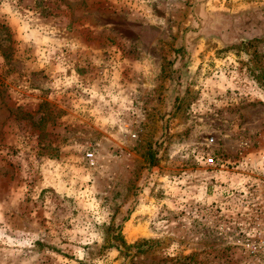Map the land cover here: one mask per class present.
<instances>
[{
    "label": "rangeland",
    "instance_id": "rangeland-1",
    "mask_svg": "<svg viewBox=\"0 0 264 264\" xmlns=\"http://www.w3.org/2000/svg\"><path fill=\"white\" fill-rule=\"evenodd\" d=\"M263 184L264 0H0V264H257Z\"/></svg>",
    "mask_w": 264,
    "mask_h": 264
},
{
    "label": "built area",
    "instance_id": "built-area-1",
    "mask_svg": "<svg viewBox=\"0 0 264 264\" xmlns=\"http://www.w3.org/2000/svg\"><path fill=\"white\" fill-rule=\"evenodd\" d=\"M249 182L250 181L248 180L247 183ZM261 189L264 194V184ZM247 201H251L253 205L259 203L261 208L264 209V196L255 199L248 198L245 201L246 204ZM259 218L260 220L264 219V214ZM244 231V247L246 251L256 256L255 261L257 264H264V225L260 226V223L250 225L246 227Z\"/></svg>",
    "mask_w": 264,
    "mask_h": 264
},
{
    "label": "trees",
    "instance_id": "trees-1",
    "mask_svg": "<svg viewBox=\"0 0 264 264\" xmlns=\"http://www.w3.org/2000/svg\"><path fill=\"white\" fill-rule=\"evenodd\" d=\"M117 238L121 240L122 244H124L122 237L120 235L116 234L115 239H117Z\"/></svg>",
    "mask_w": 264,
    "mask_h": 264
}]
</instances>
